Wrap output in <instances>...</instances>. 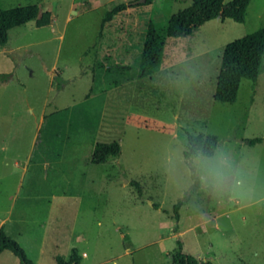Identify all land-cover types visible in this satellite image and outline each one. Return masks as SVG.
Masks as SVG:
<instances>
[{
    "label": "rangeland",
    "instance_id": "obj_1",
    "mask_svg": "<svg viewBox=\"0 0 264 264\" xmlns=\"http://www.w3.org/2000/svg\"><path fill=\"white\" fill-rule=\"evenodd\" d=\"M137 1L0 0L50 18L12 28L0 47V228L33 264L73 249L79 264H171L178 242L213 264H264V57L234 103L213 99L225 46L264 27V0H250L243 23L168 39L144 78L147 24L191 1ZM72 40L88 46L78 61ZM199 134L217 137L214 155L186 159ZM113 142L120 156L92 164L95 145ZM0 264L20 263L4 250Z\"/></svg>",
    "mask_w": 264,
    "mask_h": 264
},
{
    "label": "trees",
    "instance_id": "obj_2",
    "mask_svg": "<svg viewBox=\"0 0 264 264\" xmlns=\"http://www.w3.org/2000/svg\"><path fill=\"white\" fill-rule=\"evenodd\" d=\"M153 0H145L144 4L150 5ZM191 4L173 15L165 24L149 22L146 26L141 55L138 62V77L144 78L156 73L163 60L165 46L168 39H179L191 37L205 23L214 20L230 19L236 23H243L247 13L250 0H190ZM121 4L107 13V19H111L116 13L124 10ZM36 21L39 27L50 23L49 14L41 12L35 4L18 6L0 10V47H4L8 40V31L20 27L27 22ZM107 21V20H106ZM86 53V52H85ZM264 57V27L235 41L228 43L221 57L220 68L217 76L213 99L219 103H234L237 99L238 89L242 80L256 82L262 67ZM261 142V139L249 140V144ZM218 146L215 135L199 134L188 136V150L185 158L189 159L200 154L210 158L214 155ZM121 154L118 142L110 144L97 143L93 149L91 162L94 165L106 163L117 159ZM134 185L138 186L136 183ZM179 204L174 206L175 218L178 220ZM179 251L172 256L171 264H213L210 261H202L182 252V244L178 242ZM9 250L19 260L20 264H33L24 250L12 240L0 228V253ZM56 264H79L75 249L66 260L60 256L56 257Z\"/></svg>",
    "mask_w": 264,
    "mask_h": 264
},
{
    "label": "crops",
    "instance_id": "obj_3",
    "mask_svg": "<svg viewBox=\"0 0 264 264\" xmlns=\"http://www.w3.org/2000/svg\"><path fill=\"white\" fill-rule=\"evenodd\" d=\"M70 19H69V16H68V18L66 19V22H65V25H64V27H63V29H62V31H61V37H62V35L63 34H67V32H68V27H67V24L68 23H70ZM52 31H55L53 28H52ZM71 43L70 44H68L67 46V48H68V50L67 51H69V53H68V55H67V57L69 56H71V57H73V58H75V61H78V60H80L83 56H84V54H85V52L87 51V49H88V46L87 45H80V44H78L77 43V45H76V47L74 46V44H73V40L72 41H70ZM79 50L80 52L78 53V52H74L73 53V51H75V50ZM72 51V55H71V52ZM45 124V121H44V119L42 118L41 120H40V125H44ZM45 166L47 167L48 166V164L47 163H45ZM3 222V221H2Z\"/></svg>",
    "mask_w": 264,
    "mask_h": 264
},
{
    "label": "water",
    "instance_id": "obj_4",
    "mask_svg": "<svg viewBox=\"0 0 264 264\" xmlns=\"http://www.w3.org/2000/svg\"><path fill=\"white\" fill-rule=\"evenodd\" d=\"M137 2L140 4V3H144V2H145V0H138ZM124 181H125V182H127V180H126V179H125ZM70 264H75V263L73 262V263H70Z\"/></svg>",
    "mask_w": 264,
    "mask_h": 264
}]
</instances>
